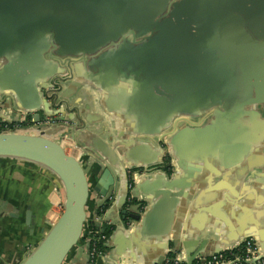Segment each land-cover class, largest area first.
Here are the masks:
<instances>
[{
  "label": "crops",
  "instance_id": "obj_1",
  "mask_svg": "<svg viewBox=\"0 0 264 264\" xmlns=\"http://www.w3.org/2000/svg\"><path fill=\"white\" fill-rule=\"evenodd\" d=\"M109 1L64 0L65 30L73 15L80 21L71 24L88 23V14L99 22L98 13L110 7ZM146 1L163 8L175 5L182 12L176 19L182 27L171 31L180 22L163 14L147 35L128 32L115 46L101 50L104 63L99 69L78 64L80 68L74 70L71 63L73 79L86 80L71 100L79 101L76 105L85 130L99 138L107 140L109 133L112 144L130 142L129 149L135 144L163 149L162 162L129 165L121 157L123 168L117 174L123 193L126 174L132 179L143 171V176L136 177L141 185L139 199L148 205L147 197L160 188L168 191L163 205L169 234L157 239L149 230L158 224H150L149 229L146 224L141 229H116L120 219L116 217L110 221L114 227L100 256L87 263L86 240L81 239L62 264H153L164 256L167 240L171 249L184 253L186 262L208 257L220 248H234L248 238L264 258V110L261 104L243 105L250 99L249 91L253 96V78L261 77L254 71L256 66L246 61L255 45L247 36L257 41L249 23H256L252 29L264 40V0ZM249 13L252 17L259 13L254 22ZM154 24H163V29L156 31ZM56 52L48 58L62 67L80 57ZM158 52L155 61L151 55ZM115 62L121 73L112 71L118 65ZM156 87L163 90L162 95L155 92ZM41 93L43 97L45 91ZM68 115L64 112L63 117ZM1 116L9 119L5 123L30 118L32 127L50 118V138L71 150L94 183L99 169L87 140H80L78 146L72 128L60 116L48 117L43 108L23 110L7 91L0 95ZM167 120L171 121L168 126ZM123 145L116 150L126 148ZM165 183L171 184L170 189ZM99 201L95 192L89 193L83 235L87 223L94 221ZM63 202L62 183L50 170L28 160L0 157V264H21L60 216ZM27 207L33 215L32 230L25 225Z\"/></svg>",
  "mask_w": 264,
  "mask_h": 264
},
{
  "label": "water",
  "instance_id": "obj_2",
  "mask_svg": "<svg viewBox=\"0 0 264 264\" xmlns=\"http://www.w3.org/2000/svg\"><path fill=\"white\" fill-rule=\"evenodd\" d=\"M113 4L116 6L113 7ZM151 4V1L146 0H119V2L110 0V7H103L99 11L98 16H101L99 22L94 20L93 15L88 14L92 21L88 19V23L72 22L71 24L72 20L80 21L78 16L73 15L69 19L67 32L64 0H0V95L5 91L10 92L16 97L17 106L23 110L33 111L43 108L48 117L60 116L62 121H66L63 124L72 128L73 138L77 140L78 146L81 144L80 140H87L90 147L88 150L99 169L97 171L99 175L92 185L100 200L97 202L93 216L97 225L111 224L110 221L116 217H120V224L116 225V229L120 226L123 228L125 226L127 229L133 227L141 229L144 227L143 224L149 229L150 224L152 226L158 224L155 229L149 231L156 233L157 239H161L169 234L166 207L163 205V197L169 194L168 191L160 188L159 193L147 197L146 200L151 201L148 205L146 201L139 199L141 193L139 179H129L128 174H126L125 190L123 193L119 192L117 172L123 168L121 157L125 162H130L129 165L162 162L163 149H154L146 144H135V147L129 149L130 142L124 144L125 146L119 143L112 144L110 142L112 137L107 130H102L108 133L107 140L99 138L96 134L85 130V124L80 117L82 111L76 105L79 101L71 100L77 90L86 83L83 77L73 79L70 73L71 63L74 70L80 68L78 64L81 67L90 66L99 69L104 63L99 52L115 46L123 35L135 32L140 37L145 36L151 31L156 18L166 14L168 18L174 17L176 20L182 14L175 5L170 4L163 8L161 5ZM93 10L89 9V12ZM257 15L259 13L253 14V18L249 13L250 22H254ZM170 19H167V23ZM177 22H180V25L176 24V27L170 29L171 31H177L182 27V22L180 20ZM255 24H248L249 31L257 41L247 36L255 45L251 46L254 54L250 55L246 62L256 66L254 71L261 77L260 80L253 78L256 83L253 85V96L249 91L250 99L243 105L261 104L264 110V94H262L264 93V40L262 41L252 29ZM154 25L158 26L156 31L163 29V24ZM79 29L85 35H81ZM76 35L84 37L76 39ZM65 47L71 49L62 50ZM54 50L60 56L80 57L75 61L68 60L62 67L48 58V54ZM151 56L157 61L160 54L158 52ZM112 69L116 73L122 72L119 64ZM67 71L69 75L66 74ZM41 90L45 91L43 97ZM154 90L158 95L163 94L161 88L156 87ZM51 108L58 109L51 111ZM64 112L69 114L68 117H63ZM34 118L36 122L39 121L38 113ZM0 119V123L9 121L3 116ZM170 122L167 120L164 124L168 126ZM49 125L50 123L36 125L38 130L34 132L15 130L0 132V157L24 159L47 168L60 180L64 190L63 210L60 216L21 264H62L71 249L81 240L86 222L85 206L90 193L88 178L77 157L68 154L62 143L50 138L47 130ZM119 145L126 148L116 150ZM164 187L170 189L171 184L165 183ZM99 208H104L103 212L106 209L105 217L103 212L97 213ZM114 213V217H110ZM161 213L164 214L161 216ZM25 225L32 230L33 215L28 207L25 210ZM85 245L88 263L91 261L89 242L86 241ZM169 248L171 247L167 240L164 256L153 264H160ZM224 249L226 248H220L212 254Z\"/></svg>",
  "mask_w": 264,
  "mask_h": 264
},
{
  "label": "built area",
  "instance_id": "obj_3",
  "mask_svg": "<svg viewBox=\"0 0 264 264\" xmlns=\"http://www.w3.org/2000/svg\"><path fill=\"white\" fill-rule=\"evenodd\" d=\"M44 123H51V119L47 118ZM22 126V125H21ZM23 127V126H22ZM32 127L21 128L19 122L16 123H0V132H6L10 130L34 132ZM144 174L143 171H138L133 174V179L138 175ZM137 179V178H136ZM135 179V180H136ZM102 240H107L105 235H101ZM240 248L241 251L237 252L234 249ZM103 252L97 249L96 245L93 244L89 249L90 259H94L100 256ZM264 264V258L262 252L255 246L252 238L245 239L242 244L234 248H226L220 252L214 253L205 258H197L191 263L186 262V256L183 252L173 251L171 248L168 249L164 259L160 264Z\"/></svg>",
  "mask_w": 264,
  "mask_h": 264
},
{
  "label": "trees",
  "instance_id": "obj_4",
  "mask_svg": "<svg viewBox=\"0 0 264 264\" xmlns=\"http://www.w3.org/2000/svg\"><path fill=\"white\" fill-rule=\"evenodd\" d=\"M30 118H27V121L25 123H22L23 125L30 124ZM104 208H99L97 210L98 214H101L103 212ZM113 225L104 223L102 225H97L94 221H89L87 223V233L84 234L81 239H84L89 242V249L93 244L96 245L97 249L101 252H104L106 250V240H102L100 238L101 235H105V238L107 239L109 235L111 234L113 230ZM234 251L240 252L241 249H234Z\"/></svg>",
  "mask_w": 264,
  "mask_h": 264
},
{
  "label": "rangeland",
  "instance_id": "obj_5",
  "mask_svg": "<svg viewBox=\"0 0 264 264\" xmlns=\"http://www.w3.org/2000/svg\"><path fill=\"white\" fill-rule=\"evenodd\" d=\"M26 121H27V118L25 117L23 121L19 122V125H20L21 128L29 126L28 124H27V125H23V124H22V123H25ZM43 123H44V121H43ZM21 125H22L23 127H22ZM31 129L34 130V131L38 130L35 126H33ZM65 151H66L68 154H71V150H70L69 148H66ZM83 170H84V172H85V175H86L87 178H88V183H89V188H90V194L92 195V194L94 193V190H93V188H92V185H93L92 180L89 178V173H88L89 171L87 170V168H85V169H83Z\"/></svg>",
  "mask_w": 264,
  "mask_h": 264
}]
</instances>
